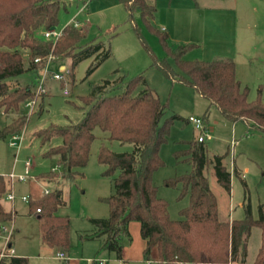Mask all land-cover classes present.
Segmentation results:
<instances>
[{
	"label": "rangeland",
	"instance_id": "rangeland-1",
	"mask_svg": "<svg viewBox=\"0 0 264 264\" xmlns=\"http://www.w3.org/2000/svg\"><path fill=\"white\" fill-rule=\"evenodd\" d=\"M148 1L157 6L154 28L145 22L139 10L130 14L120 0H62L55 28L63 30L69 23L86 25L87 37L79 43L77 50L90 42L103 40L106 47H110L111 55L99 64H96L95 56H90L73 65L72 58L51 52L52 60L47 67L29 68V50L22 49L26 70L7 79L12 88L29 85L36 91L44 77V92L36 91L32 110L23 103L19 110L0 108V129L26 117L19 147L10 145L11 134L0 135V175L7 181L1 201L8 210L13 208L17 212L5 227L14 232V254H23L29 264H61L48 256L51 251L39 249L43 238L32 203L47 189L51 192L57 188L63 190L65 204L59 206L57 213L70 218L71 247H77L79 251L82 249L79 241L81 231L93 226L89 218H107L110 214L109 205L103 198L114 192V175L104 174L105 166L98 161L100 146L106 144L114 151L130 152L134 145L110 140L107 132L97 128V137L92 142L90 158L82 174L73 179H64L57 174L41 177L45 172H61L58 156L46 155V152L60 144L62 139L55 136L43 141L36 134L41 129L80 121L88 109L83 97L107 79L112 80L106 88L109 90L107 93L119 94L129 80L142 74L165 107L161 123L177 115L159 150L164 163L153 174L158 195L168 202L171 218H181V210L190 203L189 193L182 194L181 183L166 185L168 179L192 170L190 163L176 156L177 151L186 147L187 141L197 139L199 135L198 129L188 121L190 116L204 119L210 134L205 141L208 156L224 155V162L232 172V188L228 192L217 181L212 165L206 168L210 187L218 200L219 218L231 221L244 219L250 208L251 217L256 219L261 205L264 208V133L242 120L232 122L226 119L215 105H210L183 80L184 71L170 53V49L186 45L184 58L188 60L231 58L237 62V76L250 88L249 98L258 97L260 84L264 97V63H247L248 57L256 55L254 52L264 50V32L259 31L264 26V19L260 18L264 0ZM163 34H168L167 41ZM245 35L250 42L238 40ZM42 59L46 64L49 58ZM157 61L168 62L173 75L166 73ZM62 65L72 73L65 71L64 79L59 80L54 75L62 74ZM65 90L69 93L66 94ZM11 173L16 176L12 183L9 181ZM20 176L25 178L19 179ZM11 190L13 199L7 198ZM24 196L27 199H23ZM134 223L138 228L133 225L132 232L137 237L140 223ZM8 235L7 230L0 231V251L7 246ZM261 241V228L255 225L248 239L244 264H255ZM57 249L55 247L53 252Z\"/></svg>",
	"mask_w": 264,
	"mask_h": 264
},
{
	"label": "trees",
	"instance_id": "trees-1",
	"mask_svg": "<svg viewBox=\"0 0 264 264\" xmlns=\"http://www.w3.org/2000/svg\"><path fill=\"white\" fill-rule=\"evenodd\" d=\"M61 2L0 0V108L19 110L22 103L35 97L36 92L31 86L12 88L7 82L8 78L26 70L22 49L29 50V68L44 66L43 60L36 62L35 58L48 57L51 52L72 58L73 65L90 56H95L96 64H99L111 55L110 47H106L103 40L90 42L77 50L79 43L87 37L86 25L69 23L56 43L44 36V31L58 24ZM120 2L130 14L139 10L145 22L151 28L155 27V3L148 0ZM163 39L167 41L168 34H163ZM186 49V45L170 49L184 71L183 80L206 98L210 105H215L226 119L232 122L242 120L264 133V97L259 91L257 98H249L250 88L237 77L235 61L227 57L208 61L188 60L184 58ZM157 63L166 73L173 75L168 62ZM111 81L107 79L94 86L91 93L83 97L88 109L80 121L37 131L36 134L43 141L55 136L62 139L60 144L46 152V155L58 156L61 172H45L41 177L57 174L64 179H73L82 174L90 158L92 142L97 137L95 129L99 128L107 132L110 140L134 145L130 152H117L102 144L98 152V161L105 166L104 174L114 175V192L103 198L109 205V216L89 220L97 233L106 235V249L120 257L124 237L131 238L130 224L138 221L141 235L146 241L143 251L146 259H155L159 264H175L176 261L188 264L228 263L230 260L244 264L248 239L252 227L256 225L261 228L262 241L255 264H264L263 205L256 219L251 217L250 208L249 215L244 219L230 221L219 218L218 200L210 187L206 168L212 165L217 181L228 192L232 188V172L224 162V155L216 154L210 158L205 142L198 139L187 141L186 147L176 152L178 159L191 164V172L166 181L168 186L181 183L182 194L190 195V203L181 210V218H171L168 202L158 195L153 174L164 163L159 150L177 115L161 123L165 107L142 74L129 80L119 94L107 93L109 90L106 88ZM25 124L26 117H21L1 128L0 135L5 137L20 133ZM6 182L0 175V231L14 217V213L1 202ZM62 195V189L57 188L33 200L32 204L33 211L39 216L44 242L50 246L69 248L70 218L57 213L59 206L65 204ZM0 264L29 262L27 257L13 254L1 257Z\"/></svg>",
	"mask_w": 264,
	"mask_h": 264
},
{
	"label": "crops",
	"instance_id": "crops-1",
	"mask_svg": "<svg viewBox=\"0 0 264 264\" xmlns=\"http://www.w3.org/2000/svg\"><path fill=\"white\" fill-rule=\"evenodd\" d=\"M261 17L264 19V10L260 15V18ZM259 31L264 32V26H263L262 30H259ZM239 39L241 40L240 42H242V41L246 42V43L250 42L249 37L247 35L241 36L238 38V40ZM255 48L257 49L258 46L254 47V49ZM254 54H256V55L250 56L247 58L248 64L249 63L255 64L256 63L255 61H259V62L264 63V50L256 51V52H254ZM235 63L237 64L236 61H235ZM64 67H65V65H62L61 69H63ZM236 67H238V66L236 65ZM240 81L242 82L243 85H247V84H244L241 79H240ZM259 91H261V93H262V85L261 84H260ZM47 190H49V189H47ZM46 191L42 195H44L46 193ZM42 195L38 196L37 198H40ZM63 200H64V198H63ZM11 211L14 213V216L17 214V212L14 211L13 208L11 209ZM37 216H38V214H37ZM38 220H39V216H38ZM133 225L138 228V226L134 222H132L130 224L131 238L129 239L127 237H124V239H123L124 248H123L122 255L120 257H118L114 252H111L104 247V239H105L106 235L101 234L99 232L97 233L94 226H92L91 229L81 231V233L79 235V238H80L79 241L81 242L80 246H82V247H80V248H82V249L80 251L77 250V247H71L70 246L69 248H65L62 246H50L47 243H45L44 240H43L42 244L39 246V249H40V251H51V254L48 256H51L52 259L60 262L61 264H99L98 260H97L99 258H107L109 260V262H108L109 264H117V260L125 261L127 264H145V262L147 260H149V259H146L145 255L143 253L145 245H146V241L142 237L141 232L138 235L139 237L134 236V234L132 232V228H133L132 226ZM39 228H40V221H39ZM13 236H14V232H12V235H11V240H10L11 246L13 245L12 244ZM55 247H58V249L56 252H53V249H55ZM12 248H14V247L12 246ZM59 251H65L69 258L67 260H62V259L56 258V255ZM16 253H17V251H16ZM15 255L24 256L23 254H18V253ZM150 261H151L150 264H152V263L153 264H159V262L155 259H150ZM204 264H227V263H204Z\"/></svg>",
	"mask_w": 264,
	"mask_h": 264
},
{
	"label": "built area",
	"instance_id": "built-area-1",
	"mask_svg": "<svg viewBox=\"0 0 264 264\" xmlns=\"http://www.w3.org/2000/svg\"><path fill=\"white\" fill-rule=\"evenodd\" d=\"M76 26H78L79 24L78 23H74ZM44 33V36L46 38H51L53 39V41L56 43L57 40L61 37V35L63 34V30H57L56 28H51V29H48L46 31L43 32ZM48 60H47V63L45 64L46 67H47V64L51 59V54H50V57L48 56ZM43 60L42 58L40 57H37L35 58V61L36 62H39ZM44 65V66H45ZM67 71L68 73L71 71V69L69 68H66V66L62 69V74H55L54 75V78L56 79H59V80H62L64 79V72ZM46 73V71L44 72ZM45 75V74H44ZM43 81H44V77L41 79L40 81V84L38 86V89H36V91L38 92H44L43 88H42V84H43ZM35 91V92H36ZM65 93L68 94L69 91L68 90H65ZM34 104H35V99H29L26 103H25V106L27 107H30V109L32 110L33 107H34ZM188 121L190 123H192L194 125L195 128L198 129L199 131V135L197 137L198 141L200 142H205L208 137H209V132H208V128L206 127L205 123H204V119L200 118V117H196V116H190L188 118ZM21 140H22V135L20 133H15V134H11V139L9 141L10 145L15 147H19L20 146V143H21ZM19 179H24L25 177L24 176H20L18 177ZM16 179V176L11 173L9 175V181L12 183L14 180ZM46 192H49V190H47ZM7 197L9 199H13L14 198V194L11 191H9L7 193ZM23 199H27L25 196L23 197ZM38 211H40V209H38ZM1 229L3 230H7L9 235H8V238H7V246L2 249L0 251V258L1 257H5V256H10V255H13L14 254V248H12V246L10 245V240H11V235H12V231L11 230H8L5 225H3L1 227ZM56 258L58 259H62V260H67L69 257L67 255V253L65 251H59L56 255ZM98 260V263L99 264H109V260L107 258H99L97 259ZM151 261L150 260H147L145 262V264H149ZM117 264H127L125 261H122V260H117ZM175 264H188L186 262H182V261H176ZM227 264H240L238 261L236 260H230Z\"/></svg>",
	"mask_w": 264,
	"mask_h": 264
}]
</instances>
